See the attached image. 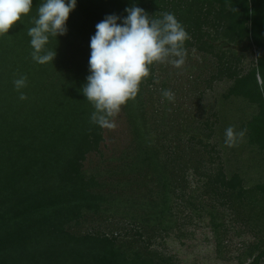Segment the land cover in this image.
<instances>
[{"label":"trees","instance_id":"obj_1","mask_svg":"<svg viewBox=\"0 0 264 264\" xmlns=\"http://www.w3.org/2000/svg\"><path fill=\"white\" fill-rule=\"evenodd\" d=\"M42 3L33 0L31 12L0 36V264H176L153 244L176 224L189 168L200 176L218 244L229 231L228 210L254 237L240 263L264 264V176L249 185L240 171L229 172L199 137V125L191 123L190 131L182 119L171 137L158 132L164 123L154 121L151 88L159 63L122 107L133 138L109 158L115 165L104 166L106 128L91 123L94 108L81 91L97 23L110 14L124 17L132 6L152 16L173 13L189 34L187 54L217 62L207 82L229 81L224 97L252 108L241 130L264 165V0H78L67 34L50 38L47 47L57 55L45 65L33 61L27 34ZM236 47L255 50L246 71ZM22 76L25 100L14 86ZM95 154L100 161L89 172L86 162ZM89 219L113 223L74 231Z\"/></svg>","mask_w":264,"mask_h":264},{"label":"rangeland","instance_id":"obj_2","mask_svg":"<svg viewBox=\"0 0 264 264\" xmlns=\"http://www.w3.org/2000/svg\"><path fill=\"white\" fill-rule=\"evenodd\" d=\"M236 50L243 55V69L248 70L256 60L255 50L240 52L237 47ZM215 64L217 62L213 56L199 54L195 50L187 54L185 64L179 69L170 61L159 63L158 79L151 88L156 107L152 114L154 118L156 115L154 121H161L164 124L156 129L158 132L170 131L171 137L179 128L180 124L177 125V120H186L187 129L190 131H193V127L189 126L191 123L199 125L197 132L200 133L199 137L210 143L208 149L211 150L214 146L216 150L213 154L219 155V160L226 169L229 172L240 171L251 185L264 176V165L260 154L247 145L244 136L242 138L237 136L233 145L227 146L225 131L228 127H232L236 133L242 131L241 123L251 114L252 108L242 99L224 97L230 85L229 81L207 82ZM165 90L174 93V101L169 102L163 97L162 93ZM161 117L164 120H161ZM114 122L116 127L106 129L105 133L106 142L103 145V152L107 161L110 157L120 155L121 151L130 148L132 144L131 128L122 109ZM206 122L209 123V128L204 126ZM157 130L154 131L156 134H158ZM208 134L210 137L207 136ZM98 161L100 157L97 154L91 155L86 162L87 170L95 171ZM117 161H108L104 166L115 165ZM187 181L189 186L186 189L185 199L179 198L178 206L174 210L176 224L168 232H160L159 237L155 236L153 249L172 257L176 264H241L239 257L243 256L247 245L254 240L251 231L244 224L234 220V213L225 210L224 219L227 223L225 225L229 231L219 245L207 211L210 206L204 202L206 199L202 195L203 184L199 174L189 168ZM189 200L193 204L189 203ZM99 222L104 228L113 223L110 219L98 222L89 219L73 228L74 231L83 233L98 228ZM250 260L246 259V261Z\"/></svg>","mask_w":264,"mask_h":264},{"label":"clouds","instance_id":"obj_3","mask_svg":"<svg viewBox=\"0 0 264 264\" xmlns=\"http://www.w3.org/2000/svg\"><path fill=\"white\" fill-rule=\"evenodd\" d=\"M78 0H43L38 8L32 27L28 28L34 62L53 63L57 52L47 46L50 38L67 34L70 14L76 10ZM33 0H0V36L8 35L9 29L28 15ZM126 16L107 15L96 24L90 38L89 72L86 85L81 89L94 108L91 123L100 128L116 127L115 117L123 106L134 100L143 80L150 75V66L171 62L179 69L185 64L186 41L190 39L185 27L175 14L164 12L149 15L143 8L132 6L125 9ZM18 92L27 87V77L14 81ZM163 97L174 101V93L165 90ZM21 100L27 99L21 92ZM246 130L225 131V144L232 146L236 137H243Z\"/></svg>","mask_w":264,"mask_h":264}]
</instances>
